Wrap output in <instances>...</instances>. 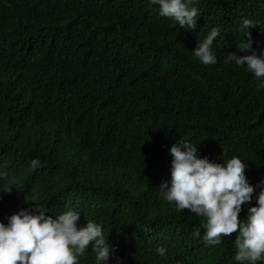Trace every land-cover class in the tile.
<instances>
[{
    "label": "trees",
    "instance_id": "trees-1",
    "mask_svg": "<svg viewBox=\"0 0 264 264\" xmlns=\"http://www.w3.org/2000/svg\"><path fill=\"white\" fill-rule=\"evenodd\" d=\"M192 6L189 31L149 0H0V190L11 189L0 221L35 198L53 217L76 208L78 226L101 224L108 264H238L237 233L206 244V218L158 188L181 137L218 163L224 151L240 157L249 182L264 181V89L228 58L250 54L235 47L242 17L258 23L249 30L264 52V0ZM214 27L217 63L205 65L192 51ZM90 252L78 264H95Z\"/></svg>",
    "mask_w": 264,
    "mask_h": 264
},
{
    "label": "clouds",
    "instance_id": "clouds-1",
    "mask_svg": "<svg viewBox=\"0 0 264 264\" xmlns=\"http://www.w3.org/2000/svg\"><path fill=\"white\" fill-rule=\"evenodd\" d=\"M159 6V15L174 19L180 28H197L199 10L192 6L194 0H149ZM258 25L248 18H241L239 31L242 38L235 44L238 55L229 53L228 58L236 65L244 66L254 75L257 87L264 89V52L253 48L250 28ZM221 36L219 27H214L203 39L199 38L193 55L205 65L216 64L214 41ZM247 36V39L244 37ZM172 156L171 178L160 184L158 191L162 199L175 202L177 210H190L205 217L202 240L206 244L222 243V234L237 233L233 259L238 264H264V181L253 186L245 174L247 163L238 156L224 159L223 163L199 155V145L181 137L170 148ZM38 160H32L35 168ZM256 188V204L247 208V218L240 219L242 206L251 203ZM0 190V192H10ZM28 200V198H27ZM29 201V200H28ZM33 208H23L8 216L7 223L0 221V264H78V258L89 250L95 256V264H108L113 252L105 237L101 224L87 220L78 226L81 211L72 208L58 217L46 214L44 207L35 203ZM201 237L200 231L194 233ZM157 253L163 257L167 249L159 247Z\"/></svg>",
    "mask_w": 264,
    "mask_h": 264
}]
</instances>
